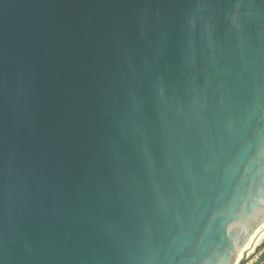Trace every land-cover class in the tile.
Instances as JSON below:
<instances>
[{
    "label": "water",
    "instance_id": "1",
    "mask_svg": "<svg viewBox=\"0 0 264 264\" xmlns=\"http://www.w3.org/2000/svg\"><path fill=\"white\" fill-rule=\"evenodd\" d=\"M264 223V0H0V264H235Z\"/></svg>",
    "mask_w": 264,
    "mask_h": 264
},
{
    "label": "rangeland",
    "instance_id": "2",
    "mask_svg": "<svg viewBox=\"0 0 264 264\" xmlns=\"http://www.w3.org/2000/svg\"><path fill=\"white\" fill-rule=\"evenodd\" d=\"M236 264H264V227L261 235L251 248L249 247L241 254Z\"/></svg>",
    "mask_w": 264,
    "mask_h": 264
},
{
    "label": "bare ground",
    "instance_id": "3",
    "mask_svg": "<svg viewBox=\"0 0 264 264\" xmlns=\"http://www.w3.org/2000/svg\"><path fill=\"white\" fill-rule=\"evenodd\" d=\"M263 227L264 224H261L255 231L254 233L251 235V237L249 238L247 244L244 246V248L239 252L238 256H237V260L239 259V257H241V254H243V252L245 250H247L249 247L251 248V246L254 244L255 240L261 235L262 231H263ZM237 260L235 262V264L237 263Z\"/></svg>",
    "mask_w": 264,
    "mask_h": 264
}]
</instances>
